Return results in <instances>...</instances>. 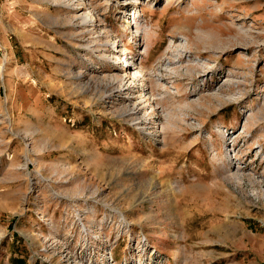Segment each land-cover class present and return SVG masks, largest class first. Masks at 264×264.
<instances>
[{"label":"rangeland","instance_id":"rangeland-1","mask_svg":"<svg viewBox=\"0 0 264 264\" xmlns=\"http://www.w3.org/2000/svg\"><path fill=\"white\" fill-rule=\"evenodd\" d=\"M0 264H264V0H0Z\"/></svg>","mask_w":264,"mask_h":264},{"label":"bare ground","instance_id":"bare-ground-1","mask_svg":"<svg viewBox=\"0 0 264 264\" xmlns=\"http://www.w3.org/2000/svg\"><path fill=\"white\" fill-rule=\"evenodd\" d=\"M136 33H137V32H136ZM125 50H126V51H128V49H127V48H125ZM127 53H128V52H127ZM124 62H125V61H124ZM132 112H133V111H132ZM133 113H134V112H133ZM134 261H135V260H134Z\"/></svg>","mask_w":264,"mask_h":264}]
</instances>
